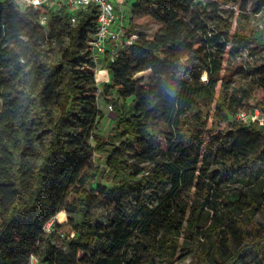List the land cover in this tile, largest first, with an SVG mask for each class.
Wrapping results in <instances>:
<instances>
[{"label": "trees", "instance_id": "trees-1", "mask_svg": "<svg viewBox=\"0 0 264 264\" xmlns=\"http://www.w3.org/2000/svg\"><path fill=\"white\" fill-rule=\"evenodd\" d=\"M222 4L255 13L264 9V0L131 2L129 26L137 14H143L160 27L152 37L136 31L109 64L104 89L111 94V112L117 121L102 135L95 130L99 115L96 65L87 43L95 29L96 6L90 3L71 22L64 8L34 10L18 0L0 2V264H30L31 255L37 257V264L38 259L46 264H84L83 251L98 237L106 257H96L93 264H161L171 239L163 225L177 223L175 213L162 204L153 210L158 218L148 223V228L158 227L156 233L123 263L119 251L128 238L126 229L117 225L108 240L85 217L94 203L112 200L120 209L128 191L157 188L165 180L171 181L167 196L172 197L176 188L200 177L196 172L218 184L237 181L242 170L240 180L255 186L257 199L247 192L245 200L241 192L216 197L235 220L237 209L264 211V132L233 117L249 106L255 85H264V63L239 65L244 75L252 73L253 84L218 83L220 56L205 61L206 82L184 77L186 55L201 54L206 39L232 40L243 47L254 41L250 55L264 50V35L233 30L222 15H217L212 30L208 27L207 9L216 10ZM45 14L57 22L41 26L39 17ZM217 43L221 51L224 43ZM48 48L50 54L45 51ZM127 97L133 98L132 105L119 112V100ZM254 104L264 106V100ZM30 143L40 149L37 161L27 160ZM165 149H175L170 163L157 158ZM128 150L154 166L145 173L142 166L130 168L121 159ZM102 160L116 171L111 187L96 180ZM74 214L83 219L74 220ZM52 217L61 223L54 222L52 231L44 233L42 227ZM214 220L209 231L225 232L231 225V219L226 226L216 211ZM53 238L67 251L54 247ZM244 240L226 257L215 253L216 264H264V233L252 226ZM40 241H44L41 252ZM207 256L206 250H197L191 264H214Z\"/></svg>", "mask_w": 264, "mask_h": 264}, {"label": "rangeland", "instance_id": "rangeland-1", "mask_svg": "<svg viewBox=\"0 0 264 264\" xmlns=\"http://www.w3.org/2000/svg\"><path fill=\"white\" fill-rule=\"evenodd\" d=\"M132 1L133 0H129L128 2L129 9ZM127 14L130 16L129 11H127ZM217 15H222V17L230 23L233 30L248 35H252L256 32H260L264 35V9L255 13L252 10H240L236 5L227 6L223 4L216 10L208 8L206 12V23L211 30L214 23L218 21ZM56 22L57 20L53 17H50L48 20V24H54ZM159 27L160 25L148 15L137 14L133 18L132 24L126 28L130 31L127 32L126 36L129 34L133 35L137 31L144 32L148 37H152ZM217 41L224 43V48L221 51ZM38 43V49L41 50L42 40H39ZM252 47H255L254 41H249L248 45L243 47L232 40L206 39L201 54L190 52L186 55L183 62L184 77L192 82L197 78L201 82H206L207 74L205 71V61H209V59L214 56H220L222 69L220 72L221 79L218 80V83L225 80L230 86L248 82L252 83V73L244 75V70L242 71V69L239 68V65L246 63V61L256 62L257 64L264 63V50L250 55V48ZM43 49H45L44 46ZM45 51L50 54L51 49L48 48ZM102 68H104V65ZM99 72L96 73L95 71L96 79L94 90L97 94L96 105L99 111L95 130L102 135H107L112 126L115 125L117 119L115 114L113 115V113L109 111L108 105L112 102L111 94L105 91L104 84L106 80L101 78V73ZM255 86L256 88L250 103L264 100V85ZM132 99V97H127L124 100H119V112L130 108ZM39 152L40 149L36 143H30L27 149V160L37 161L40 157ZM1 154L2 148L0 146V155ZM93 155L95 157L94 159L98 156L97 153ZM174 157L175 149H165L160 150L157 158L161 159L163 162L170 163ZM121 159L130 163V168L136 165L144 167V173L154 166L152 162L140 161L132 150L126 151L121 156ZM98 164L101 170L97 173L96 180L107 187H111L116 179L115 169L109 168L104 163V160ZM196 174L200 177L198 179L195 178L188 186H179L176 188L171 194L173 195L172 197L167 196L171 190V181L165 180L161 182L157 188H151L143 192L128 191L119 204L120 209H116V202L112 200L104 201L100 204L94 203L89 209V214L85 219L97 225L100 233L103 234V237H108V240L112 239L111 231L117 225H122V228L126 229L128 238L119 251L120 262L123 263L126 259L136 255L142 243L145 242L152 233H156L158 227L149 226L148 228V223L151 222L149 219L158 218L153 210L160 203L163 208L170 209L172 213H175L177 218V223L174 225L169 226L167 223L163 225L165 228H169V232L166 235H169L171 239L167 240L165 244L166 255L162 259L161 264H191L196 257L197 250H206L208 260L216 264L214 254L216 253L220 257H226L231 249H239L244 244V235L246 231L252 226L259 229L260 233H264V211L252 208H248L244 211L237 209L236 216L238 220H235V217L226 211L225 205L221 200L216 197V194H218L224 198L235 192H241L242 200H245V192L255 198L257 197V189L255 186L245 185V183L240 180L243 174L242 170H239L237 173L239 177L237 181H232V179L222 180L218 184H214L209 177H203L199 172H196ZM118 177L127 178L125 174H120ZM243 206H246V202ZM214 211L217 212L222 221L228 223H225L226 226L229 225V220L231 219V225H229V229L227 228L225 232L219 231L218 228L214 231H209V228L215 221ZM66 215L67 221L69 216L67 212ZM248 215H250V219ZM72 217L76 221H81L83 219V216L80 214H74ZM193 218H195V220H193ZM51 220L53 223H61L55 220L54 217H52ZM192 221L195 223L194 226H192ZM162 222L163 221H160L158 224ZM72 235L73 233L70 234V236ZM51 243L57 249L67 251L66 246H59L56 238H53ZM43 247L44 241H40V252L43 250ZM83 254L86 257V262L84 264H93L94 259L99 256L106 257L103 240L98 237L86 251H83ZM38 264L46 263H41L40 259H38Z\"/></svg>", "mask_w": 264, "mask_h": 264}, {"label": "built area", "instance_id": "built-area-1", "mask_svg": "<svg viewBox=\"0 0 264 264\" xmlns=\"http://www.w3.org/2000/svg\"><path fill=\"white\" fill-rule=\"evenodd\" d=\"M3 0H0V2ZM23 7L37 10L46 7L50 11H59L64 8L71 22H75L78 13L90 3L96 6L95 29L88 47L90 55L96 65V73L103 67L107 68L110 63L120 55L127 42L132 41L136 34L126 36V28L129 26L127 11L129 0H18ZM50 14L39 17L41 26L47 27ZM108 53V57H105ZM106 65V67H105ZM109 80V77H108ZM107 80V81H108ZM112 111V103L108 105ZM236 121L243 125H254L264 132V106L250 103L248 107L239 109L233 114ZM53 222L49 219L42 227L44 232L52 231ZM30 264L37 263V257L30 256Z\"/></svg>", "mask_w": 264, "mask_h": 264}, {"label": "crops", "instance_id": "crops-1", "mask_svg": "<svg viewBox=\"0 0 264 264\" xmlns=\"http://www.w3.org/2000/svg\"><path fill=\"white\" fill-rule=\"evenodd\" d=\"M105 57H108V54H106ZM105 67H106V65H105ZM99 71H100L99 73H101V75H100L101 78H104L107 81L108 80V77H109L107 68H101Z\"/></svg>", "mask_w": 264, "mask_h": 264}]
</instances>
